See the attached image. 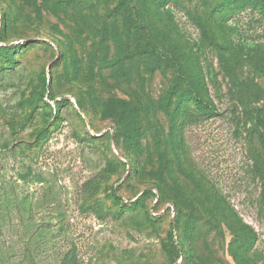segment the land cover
Instances as JSON below:
<instances>
[{
	"label": "rangeland",
	"instance_id": "rangeland-1",
	"mask_svg": "<svg viewBox=\"0 0 264 264\" xmlns=\"http://www.w3.org/2000/svg\"><path fill=\"white\" fill-rule=\"evenodd\" d=\"M2 44L0 264H264V0H0Z\"/></svg>",
	"mask_w": 264,
	"mask_h": 264
},
{
	"label": "trees",
	"instance_id": "trees-1",
	"mask_svg": "<svg viewBox=\"0 0 264 264\" xmlns=\"http://www.w3.org/2000/svg\"><path fill=\"white\" fill-rule=\"evenodd\" d=\"M125 4L126 6H131V0H125ZM134 15H135L136 24L141 25V17H139L138 12L136 11ZM16 52L18 53L16 49L12 51L8 49L5 45L3 44L0 45V55L6 60L9 61L14 60ZM143 52L145 53L146 51ZM148 52L150 51H147V53ZM170 60L171 63H173L176 66L179 72H181L182 66L179 63V61L176 58H170ZM185 89L186 90H182L181 94L178 96L177 106L179 109L181 108L182 105L184 104L186 105V103L188 102L187 104L188 108L184 113V117L186 119L190 121L195 120L197 118L208 119L218 114L216 105L214 104L212 99L204 97L199 92L198 89L193 87L191 84H188L187 82H185ZM177 92H178L177 88H173L170 91V95L172 94L176 95ZM62 101H66V100H62ZM58 106L61 108L60 102H58ZM80 106H82L81 103ZM56 116H57V109H56ZM262 128L264 129V127H258V126L253 127V125L252 127L251 126L249 127L253 135L258 134L261 136V141H263L264 139L263 133L261 131ZM256 131L258 133H255ZM157 187L159 192L161 193L159 199L161 200L167 198L165 188L163 187V183H159ZM148 192L152 193V189H149ZM112 197L116 205H121L123 203V200L119 198L117 195L113 194ZM139 203H140L139 201H136L134 203V206L137 207ZM172 203L175 205L177 212L181 213L183 210V205L185 204L183 203V199H181L178 195H175V197H173L172 199ZM229 226L233 230V238L230 241V247H229L230 254L234 257L235 260L241 262V259H243L246 255H248L252 245L250 244V247H246V241L245 238H243L241 232L237 231V229H235V227H233L232 225ZM174 227L175 224H172V228H171L172 231ZM172 231H171V235L173 234ZM251 231L253 232V235L256 236L254 230L252 229ZM243 249L244 251H242ZM62 264H78V261L76 259V253H67Z\"/></svg>",
	"mask_w": 264,
	"mask_h": 264
}]
</instances>
